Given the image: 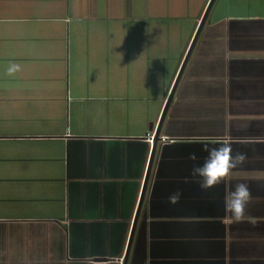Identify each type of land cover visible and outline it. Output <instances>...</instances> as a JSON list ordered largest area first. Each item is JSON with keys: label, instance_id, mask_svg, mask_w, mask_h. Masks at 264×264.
I'll use <instances>...</instances> for the list:
<instances>
[{"label": "crops", "instance_id": "obj_1", "mask_svg": "<svg viewBox=\"0 0 264 264\" xmlns=\"http://www.w3.org/2000/svg\"><path fill=\"white\" fill-rule=\"evenodd\" d=\"M0 264H264V0H0Z\"/></svg>", "mask_w": 264, "mask_h": 264}, {"label": "clouds", "instance_id": "obj_2", "mask_svg": "<svg viewBox=\"0 0 264 264\" xmlns=\"http://www.w3.org/2000/svg\"><path fill=\"white\" fill-rule=\"evenodd\" d=\"M19 71V65L11 64L7 70L9 76ZM208 155L203 164L195 165L192 169L193 178H199L200 188L207 191L221 183L227 181L233 169L237 168L245 161L243 153L232 154L229 144H221L219 147L208 148L205 146ZM189 159L195 161V154L190 155ZM182 193L177 191L169 196V203L177 204L180 201ZM252 200L251 191L247 184L238 183L234 190H231L225 197V212L237 222L245 217L248 204Z\"/></svg>", "mask_w": 264, "mask_h": 264}, {"label": "water", "instance_id": "obj_3", "mask_svg": "<svg viewBox=\"0 0 264 264\" xmlns=\"http://www.w3.org/2000/svg\"><path fill=\"white\" fill-rule=\"evenodd\" d=\"M204 18H205V16L203 17V20H202V22H201L202 24H203ZM198 32H199V29H198L197 33H198ZM196 35H197V34H196ZM187 57H188V56H187ZM187 57H186V59L184 60L182 66H184V63H185V61L187 60ZM167 105H168V103H167ZM167 105H166V107H167ZM154 136H155V137H158V130L156 131V133H155ZM155 141H157V138H156ZM153 147L155 148V144H154ZM152 159H153V154H152V156H151V160L149 161V167H148V170H147V176H146V179H145V183H144V185H143V189H142V193H141V199H142V197H143V194H144V191H145V188H146L147 177H148V173H149V168H150L151 163H152Z\"/></svg>", "mask_w": 264, "mask_h": 264}, {"label": "built area", "instance_id": "obj_4", "mask_svg": "<svg viewBox=\"0 0 264 264\" xmlns=\"http://www.w3.org/2000/svg\"><path fill=\"white\" fill-rule=\"evenodd\" d=\"M153 139H154V136H151V138L149 139L150 143H153Z\"/></svg>", "mask_w": 264, "mask_h": 264}]
</instances>
